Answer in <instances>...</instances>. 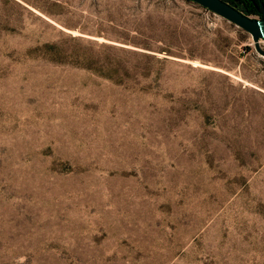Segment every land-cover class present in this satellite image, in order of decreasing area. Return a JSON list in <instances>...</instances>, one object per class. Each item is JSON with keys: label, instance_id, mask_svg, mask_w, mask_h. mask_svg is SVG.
I'll return each instance as SVG.
<instances>
[{"label": "rangeland", "instance_id": "1", "mask_svg": "<svg viewBox=\"0 0 264 264\" xmlns=\"http://www.w3.org/2000/svg\"><path fill=\"white\" fill-rule=\"evenodd\" d=\"M0 264H264L250 37L183 0H0Z\"/></svg>", "mask_w": 264, "mask_h": 264}, {"label": "water", "instance_id": "2", "mask_svg": "<svg viewBox=\"0 0 264 264\" xmlns=\"http://www.w3.org/2000/svg\"><path fill=\"white\" fill-rule=\"evenodd\" d=\"M197 6L211 12L213 15L234 25L245 32L251 39L254 49L264 56L259 42L264 40V2L260 1L256 6L258 17H250L241 13L223 0H189Z\"/></svg>", "mask_w": 264, "mask_h": 264}, {"label": "trees", "instance_id": "3", "mask_svg": "<svg viewBox=\"0 0 264 264\" xmlns=\"http://www.w3.org/2000/svg\"><path fill=\"white\" fill-rule=\"evenodd\" d=\"M184 2L195 4L189 0H183ZM229 3L231 6L239 10L241 13L248 15V14H255L258 17L256 12V6L260 1L263 0H223ZM196 5V4H195Z\"/></svg>", "mask_w": 264, "mask_h": 264}, {"label": "crops", "instance_id": "4", "mask_svg": "<svg viewBox=\"0 0 264 264\" xmlns=\"http://www.w3.org/2000/svg\"><path fill=\"white\" fill-rule=\"evenodd\" d=\"M263 2H264V0H263Z\"/></svg>", "mask_w": 264, "mask_h": 264}]
</instances>
